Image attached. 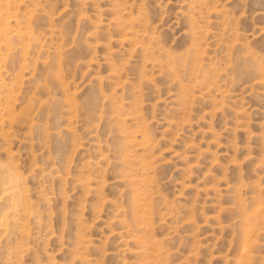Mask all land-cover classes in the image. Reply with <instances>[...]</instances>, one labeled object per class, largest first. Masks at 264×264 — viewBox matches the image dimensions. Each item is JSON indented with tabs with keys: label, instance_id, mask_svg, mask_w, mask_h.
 <instances>
[{
	"label": "rangeland",
	"instance_id": "1",
	"mask_svg": "<svg viewBox=\"0 0 264 264\" xmlns=\"http://www.w3.org/2000/svg\"><path fill=\"white\" fill-rule=\"evenodd\" d=\"M0 165V264H264V0H0Z\"/></svg>",
	"mask_w": 264,
	"mask_h": 264
},
{
	"label": "bare ground",
	"instance_id": "2",
	"mask_svg": "<svg viewBox=\"0 0 264 264\" xmlns=\"http://www.w3.org/2000/svg\"><path fill=\"white\" fill-rule=\"evenodd\" d=\"M0 169H2V171H5V169L3 170L2 165H0ZM2 171H0V174ZM4 178L5 177L2 178V176L0 175V217L7 213L8 208L10 207L9 204H10V202H13L11 200L15 199V195L17 192V189L15 188V184L14 185L13 184L8 185V182H7L8 186H6L5 180L7 177L5 179ZM6 181H8V180H6ZM8 224H9V221H6V223L0 224V227L1 226L5 227V230H7L8 226H9Z\"/></svg>",
	"mask_w": 264,
	"mask_h": 264
}]
</instances>
